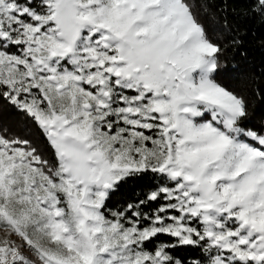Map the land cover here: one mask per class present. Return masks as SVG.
Here are the masks:
<instances>
[{"label":"snow or ice","instance_id":"snow-or-ice-1","mask_svg":"<svg viewBox=\"0 0 264 264\" xmlns=\"http://www.w3.org/2000/svg\"><path fill=\"white\" fill-rule=\"evenodd\" d=\"M232 3L0 0V99L47 142L0 125V264H264V125L220 78Z\"/></svg>","mask_w":264,"mask_h":264},{"label":"trees","instance_id":"trees-1","mask_svg":"<svg viewBox=\"0 0 264 264\" xmlns=\"http://www.w3.org/2000/svg\"><path fill=\"white\" fill-rule=\"evenodd\" d=\"M214 2L219 3V0ZM247 6V0H233L232 7L227 12V24L223 25L225 30L220 36L221 42L226 45L223 60L228 69L221 73L220 78L248 98L249 126H261L264 125V22L248 14ZM229 25L233 29L231 35L242 42L239 48H234L228 42ZM241 51L244 55L240 54ZM0 125L17 134L30 133L42 147L47 143L35 124L23 112L3 99H0ZM154 182L151 174L130 181L113 196L109 207L123 205L125 201L134 199ZM192 252L191 249L180 250V254L189 259L193 258Z\"/></svg>","mask_w":264,"mask_h":264}]
</instances>
